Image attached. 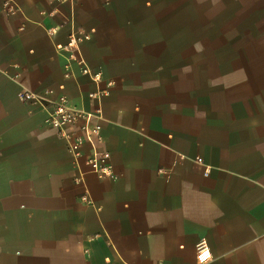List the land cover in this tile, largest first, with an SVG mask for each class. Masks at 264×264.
I'll return each instance as SVG.
<instances>
[{
	"label": "crops",
	"instance_id": "1",
	"mask_svg": "<svg viewBox=\"0 0 264 264\" xmlns=\"http://www.w3.org/2000/svg\"><path fill=\"white\" fill-rule=\"evenodd\" d=\"M5 2L0 264H264V47L186 46L183 0ZM73 34L89 39L58 51ZM44 89L93 114L114 179L77 182L46 111L18 97Z\"/></svg>",
	"mask_w": 264,
	"mask_h": 264
},
{
	"label": "built area",
	"instance_id": "2",
	"mask_svg": "<svg viewBox=\"0 0 264 264\" xmlns=\"http://www.w3.org/2000/svg\"><path fill=\"white\" fill-rule=\"evenodd\" d=\"M13 0H6L5 6L8 13H13L15 8L10 6ZM53 3L60 4H71L76 0H49ZM106 3L109 0H104ZM54 14L51 11L50 15ZM89 39L87 34L81 35H70L69 41L65 46H57L58 51L64 52H75L78 53V46L83 41ZM72 60H77L81 65L84 63L74 57L69 56ZM83 73L90 76L92 81L100 82L101 73L92 72L86 65H83ZM112 84L108 83L107 87H111ZM107 95V90L100 91L97 94L89 95L91 98H101ZM20 101L28 103L31 107H38L39 109L45 110L47 113L46 122L49 126L57 129L59 135L66 143L68 153L71 155L76 171L81 176V179L77 182H82L83 177L86 173L94 175L99 180L114 179L115 175L112 170L110 163V154L105 151H101L99 144L101 143L100 128L97 125L90 123L93 117L92 113H87L82 111L75 106L70 104L69 99L63 95H54L53 91L50 89H44L41 92H32L28 90H23L18 95ZM96 114L99 116L100 111L97 110ZM81 121L79 132L77 134H68L64 132V127L68 125H74ZM87 145L90 149L89 153L83 154V147ZM195 161L202 165V159L196 158ZM82 165L87 168V172H83ZM162 172V171H161ZM208 174V169L205 168L204 175ZM85 203L89 202L88 197L85 195L82 197ZM196 258L198 262L205 263L210 260L211 254L204 242L198 243L196 247Z\"/></svg>",
	"mask_w": 264,
	"mask_h": 264
},
{
	"label": "rangeland",
	"instance_id": "3",
	"mask_svg": "<svg viewBox=\"0 0 264 264\" xmlns=\"http://www.w3.org/2000/svg\"><path fill=\"white\" fill-rule=\"evenodd\" d=\"M169 13L186 46L264 47V0H183Z\"/></svg>",
	"mask_w": 264,
	"mask_h": 264
}]
</instances>
